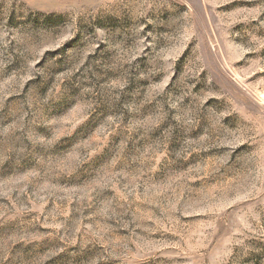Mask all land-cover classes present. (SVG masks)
Segmentation results:
<instances>
[{
    "label": "rangeland",
    "instance_id": "1",
    "mask_svg": "<svg viewBox=\"0 0 264 264\" xmlns=\"http://www.w3.org/2000/svg\"><path fill=\"white\" fill-rule=\"evenodd\" d=\"M0 264H264V0H0Z\"/></svg>",
    "mask_w": 264,
    "mask_h": 264
}]
</instances>
